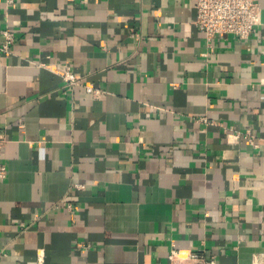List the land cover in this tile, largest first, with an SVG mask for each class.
Returning <instances> with one entry per match:
<instances>
[{
    "label": "crops",
    "instance_id": "obj_1",
    "mask_svg": "<svg viewBox=\"0 0 264 264\" xmlns=\"http://www.w3.org/2000/svg\"><path fill=\"white\" fill-rule=\"evenodd\" d=\"M258 3L246 39L210 49L192 0H0L14 33L0 53V264H169L172 247L251 264L264 251Z\"/></svg>",
    "mask_w": 264,
    "mask_h": 264
},
{
    "label": "built area",
    "instance_id": "obj_2",
    "mask_svg": "<svg viewBox=\"0 0 264 264\" xmlns=\"http://www.w3.org/2000/svg\"><path fill=\"white\" fill-rule=\"evenodd\" d=\"M196 10L194 24L202 31L211 49V42L216 36L232 35L240 40L246 39L254 27L260 23L261 9L258 0H192ZM0 53L9 54L10 46L14 41V33L9 27L0 31ZM56 63H43L39 65L48 67L57 73L62 80L63 87H75L79 84L68 65L62 64L59 68ZM55 67V68H54ZM85 91L93 98H98L103 91L92 85H84ZM197 120L207 122L205 117ZM4 137L0 134V180L7 175L6 164L2 160ZM80 188V184L74 185ZM80 248H89L88 242L77 243ZM38 254V261L41 259ZM169 264H216L215 256L206 254L203 250H182L172 247L167 255ZM251 264H264V251H256L251 258Z\"/></svg>",
    "mask_w": 264,
    "mask_h": 264
}]
</instances>
